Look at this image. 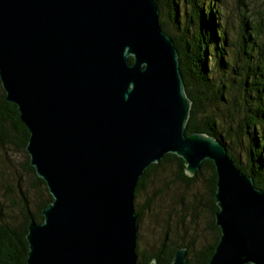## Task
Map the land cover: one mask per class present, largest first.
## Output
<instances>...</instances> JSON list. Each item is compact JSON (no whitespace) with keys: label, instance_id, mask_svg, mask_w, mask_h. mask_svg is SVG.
I'll return each mask as SVG.
<instances>
[{"label":"water","instance_id":"obj_1","mask_svg":"<svg viewBox=\"0 0 264 264\" xmlns=\"http://www.w3.org/2000/svg\"><path fill=\"white\" fill-rule=\"evenodd\" d=\"M0 84L52 197L28 222L26 264H140L135 188L167 153L188 176L213 162L207 264H264V191L217 138L185 134L191 100L155 0H0ZM187 262L177 247L168 264Z\"/></svg>","mask_w":264,"mask_h":264},{"label":"trees","instance_id":"obj_2","mask_svg":"<svg viewBox=\"0 0 264 264\" xmlns=\"http://www.w3.org/2000/svg\"><path fill=\"white\" fill-rule=\"evenodd\" d=\"M155 1L160 26L171 36L177 49L185 93L191 100L185 134L203 132L217 138L234 164L264 191V4L259 2L249 9L243 2L244 9L238 7V26L232 32L227 28L220 0ZM4 95L0 84V144L10 143L23 151L25 167L34 178L37 196L31 200L21 186H17L16 195L9 199L16 212H5L0 206V264H26L28 222L31 219L37 223L42 221L41 210L52 197L45 182L29 164L25 150L28 129L19 119L17 106L6 101ZM236 149L242 152L239 154ZM171 160L176 161L178 180L186 184L207 174L206 194L211 215L208 225L213 240L195 253L190 244L166 243L164 238L158 248L147 252L140 250L137 233V261L146 264L155 259L157 264H168L175 248L185 247L187 264H207L220 235L214 224L216 172L211 160H204L196 173L188 176L183 159L167 153L158 163L145 169L134 198L151 172ZM135 211L138 228L139 207Z\"/></svg>","mask_w":264,"mask_h":264},{"label":"rangeland","instance_id":"obj_3","mask_svg":"<svg viewBox=\"0 0 264 264\" xmlns=\"http://www.w3.org/2000/svg\"><path fill=\"white\" fill-rule=\"evenodd\" d=\"M220 2L227 28H231L232 32L238 26V7L243 10V2L249 9L259 2L264 4V0ZM236 152L240 154L242 150ZM241 158L243 159L242 154ZM25 161L22 150L10 143L0 144V206L5 212H16L9 204V199L16 195L17 186H21L31 200L37 196L34 178L26 169ZM206 179L207 174L204 173L189 184L178 180L176 161L173 160L151 172L134 198L135 208L140 209L137 228L140 250L148 252L158 248L164 238L166 243L173 241L190 244L195 253L212 242L213 233L208 225L211 215L207 203Z\"/></svg>","mask_w":264,"mask_h":264}]
</instances>
